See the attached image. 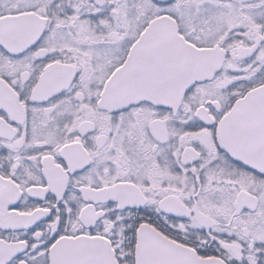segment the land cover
Wrapping results in <instances>:
<instances>
[{
  "label": "snow or ice",
  "instance_id": "obj_1",
  "mask_svg": "<svg viewBox=\"0 0 264 264\" xmlns=\"http://www.w3.org/2000/svg\"><path fill=\"white\" fill-rule=\"evenodd\" d=\"M0 264H264V0H0Z\"/></svg>",
  "mask_w": 264,
  "mask_h": 264
}]
</instances>
